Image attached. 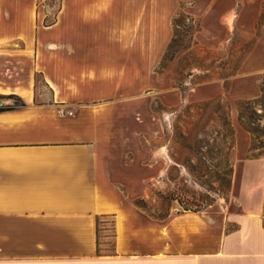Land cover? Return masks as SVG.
Masks as SVG:
<instances>
[{
    "label": "crops",
    "instance_id": "obj_1",
    "mask_svg": "<svg viewBox=\"0 0 264 264\" xmlns=\"http://www.w3.org/2000/svg\"><path fill=\"white\" fill-rule=\"evenodd\" d=\"M184 1L205 31L210 0H60L50 25L52 5L0 0V97L26 103L0 112V264H264V157L242 130L227 199L165 221L132 204L166 163L138 152L146 105L183 100L158 69Z\"/></svg>",
    "mask_w": 264,
    "mask_h": 264
},
{
    "label": "rangeland",
    "instance_id": "obj_2",
    "mask_svg": "<svg viewBox=\"0 0 264 264\" xmlns=\"http://www.w3.org/2000/svg\"><path fill=\"white\" fill-rule=\"evenodd\" d=\"M41 2L53 6L47 18L53 21L60 0ZM194 5L193 1L181 3L175 16L180 26L173 25L177 42L158 69L183 100L173 107L150 100L146 108L151 132L141 134L137 142L138 152L145 157L156 148L166 149L162 177L141 183L145 196L132 200L143 214L158 221L176 212L200 211L228 198L237 129L250 135L246 156L264 157V0H210L202 11H212L205 31L201 18L189 12ZM195 22L198 30L192 28ZM212 32L214 37L209 35ZM194 88L205 90L208 98L186 102ZM250 94L256 96L245 98ZM0 99L9 105L16 102ZM206 102L212 103L205 108ZM193 135L196 138H190ZM106 228L104 235L110 237L112 226Z\"/></svg>",
    "mask_w": 264,
    "mask_h": 264
},
{
    "label": "trees",
    "instance_id": "obj_3",
    "mask_svg": "<svg viewBox=\"0 0 264 264\" xmlns=\"http://www.w3.org/2000/svg\"><path fill=\"white\" fill-rule=\"evenodd\" d=\"M55 19H56V18H55ZM55 19H54V20H55ZM54 20L50 22V21H48V19L46 18V20H45L44 23H45V25H50V24H52V23L54 22ZM192 21H193V19L191 18V22H192ZM173 25L180 26V19H179V16H177V17L174 19ZM192 28H195V30H198V28H199V24H198L197 22H195V24H194V26H193ZM176 42H177V41L174 39V36H173L172 41H171V43H170V45H169V47H168V49H167V52L165 53L164 57L168 56V55L173 51V48L175 47ZM163 60H164V58H163ZM159 68H160V67H159ZM158 72H159V70H158ZM1 98H4V99H14L16 102H15V104H13V105L6 104L5 106L0 107V112H3V111H9V110H15V109H20V108H24V107L26 106L25 101H24L20 96H18V95H14V94H12V95H9V96H3V97H1ZM211 103H212V102H206V103H204L205 108L208 107V106H210ZM230 132H231V137H232V135H233V130H232V128H231ZM249 132H250V131H249ZM183 137H184V136H183ZM188 137H190V136H188ZM192 137L196 138L194 135L191 136L190 138H192ZM185 139H187V137H184V140H185ZM187 140H188V139H187ZM231 143H232V141H231ZM232 173H233V165H232L231 174H232ZM189 211H192V210H189ZM194 211H196V210H194Z\"/></svg>",
    "mask_w": 264,
    "mask_h": 264
},
{
    "label": "water",
    "instance_id": "obj_4",
    "mask_svg": "<svg viewBox=\"0 0 264 264\" xmlns=\"http://www.w3.org/2000/svg\"><path fill=\"white\" fill-rule=\"evenodd\" d=\"M6 104L7 103L4 100L0 99V107L5 106Z\"/></svg>",
    "mask_w": 264,
    "mask_h": 264
}]
</instances>
